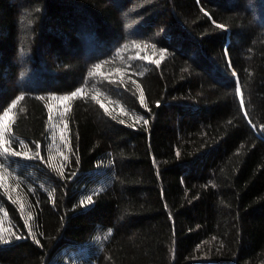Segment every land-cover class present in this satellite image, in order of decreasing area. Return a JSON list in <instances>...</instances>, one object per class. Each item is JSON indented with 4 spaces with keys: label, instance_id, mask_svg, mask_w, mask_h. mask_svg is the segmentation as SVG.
<instances>
[{
    "label": "trees",
    "instance_id": "obj_1",
    "mask_svg": "<svg viewBox=\"0 0 264 264\" xmlns=\"http://www.w3.org/2000/svg\"><path fill=\"white\" fill-rule=\"evenodd\" d=\"M134 44L160 63L98 85L143 118L71 100L63 173L38 167L31 220L5 199L0 264H264V0H0V114L46 147L48 98Z\"/></svg>",
    "mask_w": 264,
    "mask_h": 264
},
{
    "label": "rangeland",
    "instance_id": "obj_2",
    "mask_svg": "<svg viewBox=\"0 0 264 264\" xmlns=\"http://www.w3.org/2000/svg\"><path fill=\"white\" fill-rule=\"evenodd\" d=\"M138 59L143 66L159 60L155 51L143 45H131L124 47L113 61L98 66L92 72L94 83L88 88L78 89L77 95H51L48 98L50 110L49 136L46 147L32 148L23 140L17 138L12 131V122L15 117L16 102L6 111L0 114V234L9 240L16 233L14 222L9 210L6 208L5 199L17 205L21 214L31 220V198L39 190L51 193V180L38 173V167H45L50 174L57 177L63 173L66 166L68 153V130L66 116L71 100L82 94H90L98 99L104 107L120 116L124 120L140 121L143 115L135 113L125 107L121 102L109 96L98 82L102 80L116 81L124 74L133 72L127 68L131 60ZM127 68V69H126ZM239 92L242 95L241 88ZM69 97V99H64ZM254 127L255 124H254ZM260 135L264 136V123L256 128ZM7 148V152L4 149ZM21 153L20 156L14 155ZM31 195V197H30Z\"/></svg>",
    "mask_w": 264,
    "mask_h": 264
},
{
    "label": "snow or ice",
    "instance_id": "obj_3",
    "mask_svg": "<svg viewBox=\"0 0 264 264\" xmlns=\"http://www.w3.org/2000/svg\"><path fill=\"white\" fill-rule=\"evenodd\" d=\"M219 27L223 28L224 26H223V25H220ZM156 63L159 64L160 61H156ZM72 95L75 96V95H77V93L74 92ZM20 99H23V97H21ZM64 99H69V97H64ZM140 102H141L142 104L144 103L143 93H141V95H140ZM144 106L147 107L146 104H145ZM144 124L147 125V124H148V121H147V120H144ZM4 151L7 152V148H5ZM14 155H16V156H20L21 153H19V152H15ZM88 203H89V204L92 203V198H91V197L88 198ZM29 232H31V229H29ZM17 239H19V237H17ZM0 242H7V241H4V240H3V237H0ZM37 243H39V241H37Z\"/></svg>",
    "mask_w": 264,
    "mask_h": 264
}]
</instances>
